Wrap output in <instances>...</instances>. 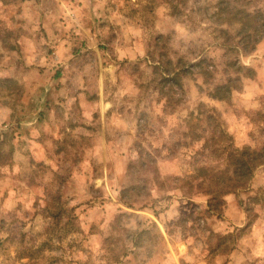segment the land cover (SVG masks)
I'll list each match as a JSON object with an SVG mask.
<instances>
[{"label":"rangeland","instance_id":"1","mask_svg":"<svg viewBox=\"0 0 264 264\" xmlns=\"http://www.w3.org/2000/svg\"><path fill=\"white\" fill-rule=\"evenodd\" d=\"M228 2L0 0V264H264V165L212 209L177 179L198 172L210 108L264 148V39L230 54L220 32L237 43L238 9L264 0ZM237 55L254 74L212 97ZM153 56L189 71L165 81Z\"/></svg>","mask_w":264,"mask_h":264},{"label":"trees","instance_id":"2","mask_svg":"<svg viewBox=\"0 0 264 264\" xmlns=\"http://www.w3.org/2000/svg\"><path fill=\"white\" fill-rule=\"evenodd\" d=\"M217 6L220 11L230 10L228 0H218ZM237 13L240 22V27L235 34V38H239L237 43H231L234 37L227 28L221 26L220 32L225 36L227 35L228 40L226 42L228 43L226 45L230 54L232 52L245 54L253 51L256 45L264 39V11L259 8L254 11L241 8L238 9ZM217 18L220 25L227 21L220 16ZM238 55L234 59H227L224 63L225 78L211 88L209 94L212 97L222 101H230L233 91L242 88L243 75L252 76L254 74L251 68L241 63ZM153 58L155 62H159L155 68L157 72L161 70V74L165 76V81L173 79L181 83L182 75L189 71V68L185 69L183 66L180 67V71H176L166 61L162 60L161 64L159 59L154 56ZM211 62L213 61L201 59L193 66L198 67L207 80H212L215 78L216 69L214 63L210 65ZM161 94L166 95L164 89L161 90ZM206 116L208 124L205 128V141L201 149L196 152L195 158L196 163H199L198 172L188 174L186 177H177V179L182 181V186L189 195L195 194L196 189L208 194L210 196L209 207L212 209L223 201L226 194L236 192L249 185L256 169L264 165V148L254 150L250 146L242 148L235 146L232 137L222 126L221 113L210 108L207 110ZM137 189L138 186L136 185L124 188L121 193L122 200L129 202L126 194H133Z\"/></svg>","mask_w":264,"mask_h":264}]
</instances>
